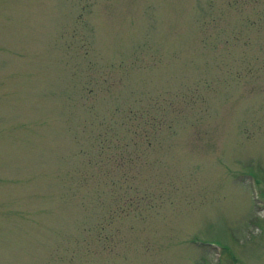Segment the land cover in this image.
Wrapping results in <instances>:
<instances>
[{
	"label": "rangeland",
	"instance_id": "rangeland-1",
	"mask_svg": "<svg viewBox=\"0 0 264 264\" xmlns=\"http://www.w3.org/2000/svg\"><path fill=\"white\" fill-rule=\"evenodd\" d=\"M0 264H264V0H0Z\"/></svg>",
	"mask_w": 264,
	"mask_h": 264
}]
</instances>
